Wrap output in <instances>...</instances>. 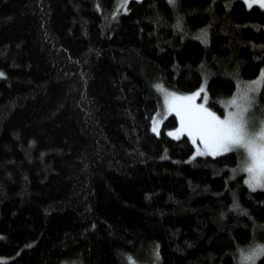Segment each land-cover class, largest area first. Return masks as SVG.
Here are the masks:
<instances>
[{
  "label": "trees",
  "instance_id": "16d2710c",
  "mask_svg": "<svg viewBox=\"0 0 264 264\" xmlns=\"http://www.w3.org/2000/svg\"><path fill=\"white\" fill-rule=\"evenodd\" d=\"M118 1L0 0V264H264L242 156L152 128L169 91L225 115L264 69L263 8Z\"/></svg>",
  "mask_w": 264,
  "mask_h": 264
},
{
  "label": "snow or ice",
  "instance_id": "6c2138e0",
  "mask_svg": "<svg viewBox=\"0 0 264 264\" xmlns=\"http://www.w3.org/2000/svg\"><path fill=\"white\" fill-rule=\"evenodd\" d=\"M124 3L126 4L127 0H124ZM245 3L249 7L254 4L264 7V0H245ZM3 75L0 73V77ZM262 83H264V73L259 80L246 86L239 103L236 98L229 101L234 111H229L223 119L204 106L207 101L206 93L199 105L190 103L205 92L204 87L192 96L176 98L185 101L172 105L180 119V127L176 133H168L169 136L178 138L177 133L186 132L194 144L198 140L210 155L235 152L242 156L241 170L248 174L245 183L251 191L264 190V119H257L255 112L251 111L255 103L253 94L258 91V86ZM156 87L158 91L162 89L161 85ZM153 131H156L155 121H153ZM203 154L205 153L197 151V155ZM257 253H264V248H258L246 259L251 261Z\"/></svg>",
  "mask_w": 264,
  "mask_h": 264
},
{
  "label": "rangeland",
  "instance_id": "374dc122",
  "mask_svg": "<svg viewBox=\"0 0 264 264\" xmlns=\"http://www.w3.org/2000/svg\"><path fill=\"white\" fill-rule=\"evenodd\" d=\"M128 1H129V0H127V3H128ZM244 1H245V0H244ZM118 2H119V6L121 7V10H122V11H126V9H127V8H126V7H127V3L125 4V3H124V0H119ZM247 5H248V4H247ZM254 5H257V6L261 7V6L258 5V4H254ZM248 6H249V5H248ZM261 8H263V10H264V7H261ZM262 73H264V69L260 72V74H259L256 78H254V79H250V80H244V81H242V82L239 83V85H238V87H237L238 89H237V91L235 92V94L233 95V97L225 103V110H226L225 115H226L229 111H234V108H233L232 106L229 105V101H231L233 98H236V99H237V102L239 103V102H240V99H241V94H243V93L245 92V88H246V86L252 84V82H254V81L259 80V79L261 78V74H262ZM263 85H264V83H262L261 85H259V86H258V91H257L256 93L253 94V95H255V102H256V96H258V94H259V92L261 91ZM199 90H200V89H199ZM199 90H198V91H199ZM198 91H196V92H198ZM196 92H194V93H196ZM194 93H191V94H180V93L173 92V91H172V92H170V91H169V92H165L163 109H162L161 111H159L158 113H156V115H155L154 118H153V121H155L156 132H158V131L160 130L161 125H162V123L164 122V120H165L170 114H174V115L176 116L177 120H178V124H177V126H176L175 128H173V129H171L170 131H168V133H169V132L176 133V130L180 127V119H179V117L176 115V109H175L174 107H172V105H173V104H177V103H184V102H185V101H182V100H178V99H176V98H180V97H189V96H192ZM171 94H175V95L172 96ZM204 96H205V95L201 96V94H200V96L196 97V99L193 100V101H191L190 103H192V104H196V105H199V104L203 101ZM204 106H205L207 109H209L210 111L216 113V112H215V111H214V110L208 105L207 101H206V103L204 104ZM257 109H258L257 106H254V104H253V106H252V108H251V111H252V112H255V114H256V118H257V119H264V116H263V115L258 116V115H259L260 113H262V112H258ZM216 115L220 116V115L217 114V113H216ZM225 115L220 116V117L223 119V118L225 117ZM152 128H153V124H152ZM176 135L178 136V138H181L182 136H187V137L190 139V141L193 143L192 139L187 135L186 132H185V133H177ZM171 137L176 138V136H171ZM193 145L195 146V151H196V153H197V151L199 150V151L205 153V154H203V155H209V156L221 155V154H213V155L208 154V153L204 150L203 146L200 145V143H199L198 140H197V142H196L195 144L193 143ZM241 161L243 162V157H242V160H241ZM241 165H242V163H241ZM241 171H242V170H241ZM242 172H244V171H242ZM244 173H245V175H246L245 180H247V179H248V174H247L246 172H244ZM258 190H259V189H258ZM261 248H264V247H261ZM260 254H264V253H259V254L257 253V256H254V257L256 258V257H258V255H260ZM255 258H253L252 261H251L250 263H253ZM248 262H249V261H248ZM248 262H247V263H248ZM65 264H73V263H65Z\"/></svg>",
  "mask_w": 264,
  "mask_h": 264
}]
</instances>
